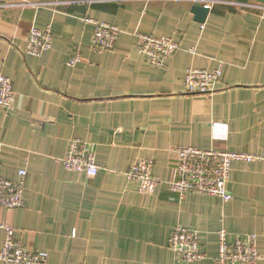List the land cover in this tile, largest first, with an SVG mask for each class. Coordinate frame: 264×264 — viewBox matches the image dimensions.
<instances>
[{
	"label": "crops",
	"instance_id": "obj_1",
	"mask_svg": "<svg viewBox=\"0 0 264 264\" xmlns=\"http://www.w3.org/2000/svg\"><path fill=\"white\" fill-rule=\"evenodd\" d=\"M194 4L209 5L202 23ZM88 20L119 29L112 50L90 49ZM47 26L51 48L26 54L29 31ZM135 32L180 49L152 66ZM218 68L215 93L184 94L186 70ZM0 75L14 94L11 109H0V175L16 182L26 171L23 206L0 207V223L20 245L49 264H213L224 228L229 243L255 234L264 264V161L232 163L227 203L195 194L180 201L167 185L176 147L264 149V0H0ZM74 139L107 171L66 170L57 160ZM143 159L163 182L153 195L124 176ZM178 225L199 232L204 260H176L168 240ZM3 239L0 229V249Z\"/></svg>",
	"mask_w": 264,
	"mask_h": 264
},
{
	"label": "built area",
	"instance_id": "obj_2",
	"mask_svg": "<svg viewBox=\"0 0 264 264\" xmlns=\"http://www.w3.org/2000/svg\"><path fill=\"white\" fill-rule=\"evenodd\" d=\"M221 1H213L212 4ZM210 5V6H211ZM209 7V5H204ZM94 25L90 41V49L94 52L112 50L120 34L117 27L97 21L88 20ZM137 51L146 61L156 67H162L166 60L180 49L179 45L167 37H156L150 34L135 32ZM53 42L50 26L43 29L32 28L26 41L25 52L34 57H40L48 51ZM80 61L79 52H74L67 65L72 67ZM221 75L220 68L212 71L188 69L184 73V94L212 95ZM13 91L7 77L0 75V109L10 110L13 102ZM176 156L172 177L167 182L169 190L180 201L187 195L217 197L222 203L232 199L226 189L231 165L234 162L251 163L264 161V149L258 153H237L232 151L199 150L193 147H176L172 149ZM71 172L82 174L87 178L96 176L107 169L95 162L94 154L81 140L70 141L66 155L57 160ZM153 161L143 159L132 165L124 174L125 178L138 185L139 193L153 195L163 182L152 175ZM18 180L11 182L0 175V207L16 209L23 206V191L25 170L17 171ZM4 239L0 249L2 264H49L47 254L40 251H30L14 239V229L0 223ZM217 254L213 264H259L257 251V236L245 234L238 236L233 242L227 241L224 228L216 232ZM168 246L178 262L191 263L206 258L199 247V232L195 229L176 226L173 228Z\"/></svg>",
	"mask_w": 264,
	"mask_h": 264
},
{
	"label": "water",
	"instance_id": "obj_3",
	"mask_svg": "<svg viewBox=\"0 0 264 264\" xmlns=\"http://www.w3.org/2000/svg\"><path fill=\"white\" fill-rule=\"evenodd\" d=\"M191 13L194 15V17H195L194 20L196 22L202 23L206 19V16L208 14V8H206L200 4H194L191 7Z\"/></svg>",
	"mask_w": 264,
	"mask_h": 264
}]
</instances>
